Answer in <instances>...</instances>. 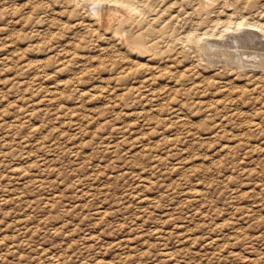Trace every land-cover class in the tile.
Wrapping results in <instances>:
<instances>
[{"label":"rangeland","instance_id":"rangeland-1","mask_svg":"<svg viewBox=\"0 0 264 264\" xmlns=\"http://www.w3.org/2000/svg\"><path fill=\"white\" fill-rule=\"evenodd\" d=\"M126 1L0 0V264H264V73L193 47L264 0Z\"/></svg>","mask_w":264,"mask_h":264},{"label":"bare ground","instance_id":"bare-ground-1","mask_svg":"<svg viewBox=\"0 0 264 264\" xmlns=\"http://www.w3.org/2000/svg\"><path fill=\"white\" fill-rule=\"evenodd\" d=\"M126 1V0H125ZM239 1V0H238ZM237 1V2H238ZM253 1H255V0H253ZM109 2L110 3H112L113 5L111 6H108L107 5V8H106V13H108V15H109V17H111V18H113V19H117V20H119V19H123L122 21H127L130 17H131V14L134 12V13H136V9L135 8H133V6H132V4L131 5H128V3H126V4H124V3H122V2H124V0L122 1V2H119L118 0H109ZM127 2V1H126ZM242 2V1H241ZM246 2V1H245ZM244 2V3H245ZM261 3V2H260ZM243 4V3H242ZM252 4V3H251ZM102 6V5H101ZM105 6V5H104ZM255 6V5H254ZM141 7V6H140ZM250 7V6H249ZM261 7V6H260ZM263 7H264V5H263ZM142 8V7H141ZM102 9H103V7H102ZM241 9V8H240ZM244 9V8H243ZM105 10V9H104ZM138 10V9H137ZM101 11V10H100ZM148 11V10H147ZM151 11V10H150ZM233 11H235V10H233ZM96 12V11H95ZM99 12V11H98ZM101 13V12H100ZM133 13V14H134ZM208 13H210V12H208ZM219 14H222V12L221 13H219ZM91 15H93V13L91 14ZM134 15H136V14H134ZM216 15V14H215ZM103 16V15H102ZM106 16H107V14H106ZM142 16V15H141ZM100 17H101V14H100ZM217 17V16H216ZM102 18H104V17H102ZM101 19V18H100ZM107 19V18H106ZM131 19V18H130ZM111 20L112 19H110V18H108V20H106V24L108 25V24H110L111 23ZM204 20V19H203ZM207 20V19H206ZM245 20V19H244ZM103 21V20H102ZM211 21V20H210ZM95 22V21H94ZM243 22V21H242ZM103 23H104V21H103ZM229 23H231V22H229ZM255 23V22H254ZM123 24V23H122ZM145 24V23H144ZM213 24H214V22H213ZM251 24V23H250ZM95 25V24H94ZM102 25V24H101ZM100 25V26H101ZM237 25V24H236ZM235 25V26H236ZM242 25H244V24H242ZM252 25H254L255 27H257L258 25H255V24H252ZM252 25H250L251 27H253ZM97 27H98V25H96ZM106 26V25H105ZM133 26V25H132ZM262 26V25H261ZM237 27H238V25H237ZM248 27V26H247ZM254 27V28H255ZM102 28V27H101ZM100 28V29H101ZM106 28V27H105ZM228 28V27H227ZM239 28V27H238ZM147 29H149V27L147 28ZM258 29V28H257ZM260 29V28H259ZM229 30V29H228ZM234 30V29H233ZM240 30V29H239ZM149 31V30H148ZM147 31V32H148ZM150 32L152 33V31H151V28H150ZM108 33V32H107ZM247 33V32H246ZM261 33H263V32H260V35H261ZM131 34V33H130ZM244 34V33H243ZM242 34V35H243ZM259 34V33H258ZM133 35V34H132ZM233 35V34H232ZM249 35V34H248ZM246 36L247 38H246V40H244L243 42H245V41H249V43L251 44V47H252V44H253V42L254 43H256L257 41H258V43H260L259 42V36L258 35H255V33L253 34V36H250V35H252V34H250L249 36ZM238 36V37H237ZM241 36V35H240ZM131 37V36H130ZM137 37V36H136ZM145 37V36H144ZM235 37H237L238 38V40H239V34L238 35H236V36H234V38ZM244 37V36H243ZM134 38V37H133ZM189 38V37H188ZM197 38V37H196ZM230 38V37H229ZM245 38V37H244ZM244 38H242V39H244ZM136 39V38H135ZM142 39V38H141ZM148 39V38H147ZM187 39V38H186ZM190 39V38H189ZM189 39H187L188 41H189ZM192 39V38H191ZM193 39H195V38H193ZM236 39V38H235ZM241 39V38H240ZM186 40V41H187ZM262 40V39H261ZM118 41H119V39H118ZM127 41V40H126ZM141 41H143V40H141ZM145 41H147V40H145ZM187 41V42H188ZM197 41H198V39H197ZM231 41V40H230ZM233 41V40H232ZM122 42V41H121ZM132 42L133 43H138V41L137 40H132ZM140 42V41H139ZM148 42V41H147ZM236 42V41H235ZM234 42V43H235ZM239 42H240V40H239ZM252 42V43H251ZM119 43V42H118ZM132 43V44H133ZM219 43V42H218ZM237 43V42H236ZM242 43V42H241ZM249 43H247V45H249ZM258 43H257V48L260 50V53H262V54H260V56H259V54H257V57H259L260 59H252V58H254L253 56H251V55H249V56H251V57H249V56H242V55H240V56H242V57H244V59H245V61H243V60H241L239 57L240 56H234V54H231L229 51H226L227 49L226 48H224V46L222 47L221 45V47H220V49L218 50L217 48L218 47H216V49L217 50H214V51H212V49L211 48H213V47H211V48H208L207 46H209V45H207V46H205V45H203L204 44V42H203V44L202 43H200L199 41L197 42V43H194L195 45L193 46V47H195V50H196V52H198L199 54H200V56H201V58H203L202 60H204V61H206L208 64H209V62H212L213 60H211V59H213V58H211V57H215L216 56V58L217 59H220L221 61H220V64L222 63L223 65H226V67H229V66H227L228 64L230 65V64H234V65H236L237 67H240V66H242V67H245L246 65H245V63L247 64L248 62L250 63V64H252V67L253 66H255L256 68H257V70H255V71H258V69H260L263 73H264V47L262 46V45H264V44H262V43H260V44H262L261 46L263 47V49H261V48H259V46L260 45H258ZM150 44V43H149ZM226 44H227V42H226ZM243 45H240L241 47L242 46H244L245 44L244 43H242ZM139 45H140V43H139ZM143 45V44H142ZM153 45H154V43H153ZM152 44H151V47L153 46ZM218 45V44H217ZM222 45H225V44H222ZM235 45V44H234ZM253 45H255V44H253ZM212 46H214V45H212ZM227 46V45H226ZM239 46V47H240ZM122 47V46H121ZM143 47H144V45H143ZM250 47V48H251ZM130 48V47H129ZM149 48H150V46H149ZM153 48V47H152ZM151 48V49H152ZM224 48V49H223ZM238 48V47H237ZM254 48V47H253ZM252 48V49H253ZM128 49V48H127ZM226 49V50H225ZM229 49V48H228ZM232 49V48H231ZM234 49V48H233ZM242 49H243V47H242ZM247 49H249V48H247ZM251 49V50H252ZM257 49V50H258ZM256 50V51H257ZM156 51V50H155ZM235 51V50H234ZM243 51V50H242ZM244 51H246V50H244ZM160 52V51H159ZM195 52V51H194ZM231 52H233V51H231ZM238 52H239V50H238ZM234 53V52H233ZM235 53H237L236 51H235ZM240 53H241V51H240ZM243 53V52H242ZM246 53V52H245ZM247 53H249V52H247ZM195 54V53H194ZM193 54V55H194ZM256 54V53H255ZM254 54V55H255ZM192 55V54H191ZM197 55V54H196ZM238 55V54H237ZM245 55V54H244ZM253 55V54H252ZM196 57V56H195ZM241 57V58H242ZM256 57V56H255ZM197 58H199V61H200V57L198 56ZM211 58V59H210ZM215 58V59H216ZM214 59V60H215ZM71 60V59H70ZM197 60V59H196ZM211 60V61H210ZM203 62V61H202ZM201 62V63H202ZM195 63V62H194ZM157 64V63H156ZM168 64V63H167ZM174 64V63H173ZM200 64V63H199ZM217 64V63H216ZM215 64V65H216ZM159 65V64H158ZM172 65V64H171ZM170 65V66H171ZM175 65V64H174ZM194 65V64H193ZM197 65V64H196ZM198 66V65H197ZM207 66V65H206ZM209 66V65H208ZM211 66V65H210ZM212 66H214L213 64H212ZM222 66V65H221ZM232 66V65H231ZM234 67V68H236V70H237V67ZM159 67H161V66H159ZM169 67V66H168ZM172 67H173V65H172ZM190 68H189V70L191 69V66H189ZM215 67V66H214ZM251 67V68H252ZM140 68V67H139ZM149 68V67H148ZM155 68V67H154ZM205 68H207V67H205ZM216 68H218V64H217V67ZM232 67H230V69H231ZM246 68H248V65L246 66ZM251 68H249V70L251 69ZM156 69H158L157 67H156ZM208 69H210V68H208ZM220 69H222L221 67H220ZM227 69V68H226ZM225 69V70H226ZM233 69V68H232ZM240 69V68H239ZM243 69V68H242ZM151 70H153V68L151 69ZM151 70H149V69H147L145 72V74L146 75H148V74H150L149 72H147V71H150V72H152ZM161 70V69H160ZM189 70H188V72H189ZM192 70V72H194L193 71V69H191ZM190 70V71H191ZM196 70H198V69H196ZM195 70V71H196ZM215 70H217V69H215ZM246 70V69H245ZM248 70V69H247ZM140 71V70H139ZM159 71V70H158ZM161 71H163V70H161ZM166 71V70H165ZM244 71V70H243ZM251 71V70H250ZM260 71V72H261ZM140 72H142V71H140ZM153 72L155 73V71L153 70ZM160 72V71H159ZM216 72V71H215ZM220 72H222V71H220ZM225 72V71H224ZM223 72V73H224ZM233 72V71H232ZM245 72V71H244ZM248 72V71H247ZM143 73H144V71H143ZM157 73V72H156ZM155 73V74H156ZM166 73V72H165ZM229 73V72H228ZM248 73H250V72H248ZM258 73H259V71H258ZM152 74V73H151ZM159 74V73H158ZM194 74V73H193ZM220 74V73H219ZM225 74H226V72H225ZM230 74V73H229ZM253 73H251V75H252ZM227 75V74H226ZM45 76V75H44ZM154 76V75H153ZM158 76H160V75H158ZM228 76V75H227ZM264 76V75H263ZM262 76V79L264 78ZM149 77H152V75H149ZM161 78H162V76H160ZM159 77V78H160ZM193 77V76H192ZM191 77V78H192ZM196 77H198V76H196ZM141 78H143V77H141ZM156 78V77H155ZM158 78V77H157ZM203 78V77H202ZM40 79V78H39ZM146 79H148V78H146ZM151 79H153V77L151 78ZM42 80V79H41ZM40 80V81H41ZM43 80H45V79H43ZM42 80V81H43ZM193 80V79H192ZM198 79H196V81H197ZM204 80V79H203ZM41 81V82H42ZM150 81V80H149ZM194 81H195V79H194ZM194 81H192V82H194ZM216 80H214V82H215ZM226 81V80H225ZM144 82H145V80H144ZM146 82L148 83V81L146 80ZM199 82V81H198ZM202 82V81H201ZM211 81H209V83H210ZM217 82V81H216ZM142 83V82H141ZM141 83H139V84H141ZM208 83V82H207ZM144 84H146V83H144ZM144 84H142V85H144ZM214 84H216V83H214ZM219 83H217L216 85H218ZM222 84H224V83H222ZM226 84V83H225ZM146 85H148V84H146ZM150 86L151 85H153V84H149ZM211 85V84H210ZM228 85H229V83H228ZM252 85V84H251ZM139 86V85H138ZM145 86V85H144ZM143 86V87H144ZM204 86H206V85H204ZM219 86V85H218ZM222 86V85H221ZM254 86H256V85H254ZM148 87V86H147ZM208 87V86H207ZM210 87V86H209ZM214 87V85L212 86L211 85V88H213ZM225 87V86H224ZM223 87V88H224ZM227 87H230V86H227ZM246 87V86H245ZM257 87V86H256ZM145 88V87H144ZM149 88V87H148ZM193 88V87H192ZM198 88V87H197ZM222 88V87H221ZM222 88V89H223ZM226 88V87H225ZM234 88V87H233ZM151 89H152V87H151ZM215 89V88H214ZM218 88H217V86H216V90H217ZM220 89V88H219ZM218 89V90H219ZM229 89V88H228ZM250 89H252V88H250ZM250 89H249V91H250ZM257 89H258V87H257ZM56 90H58V89H56ZM99 90V89H98ZM137 90V89H136ZM143 90H146V89H143ZM195 90V89H194ZM215 90V91H216ZM224 90V89H223ZM241 90V89H240ZM253 90V89H252ZM142 91V90H141ZM200 91V90H199ZM203 91H204V89H203ZM208 91H211V90H208ZM230 91H232V90H230ZM242 91V90H241ZM241 91H238V93L239 92H241ZM258 91V90H257ZM137 92H139V90L137 91ZM205 92V91H204ZM212 92H214V91H212ZM222 91H220L219 90V93H221ZM224 92H226V91H224ZM229 91H227L225 94H227V95H224L225 96V98L224 99H226V96L228 97L229 95V93H228ZM237 92V91H236ZM252 93L254 94V92L252 91ZM104 94V93H103ZM151 94H154V93H151ZM216 94V93H215ZM237 94V93H236ZM244 94V93H243ZM243 94H242V96H243ZM247 94V93H246ZM252 94V95H253ZM111 95V94H110ZM137 95V94H136ZM140 95H141V93H140ZM233 95H235V91H234V94ZM238 95V94H237ZM240 95H241V93H240ZM240 95H238L239 97H240ZM248 95L249 94H247V97H248ZM222 97H224L223 95H221ZM231 96V95H230ZM246 95H244V97H245ZM254 96V95H253ZM252 96V97H253ZM262 96V95H261ZM232 97V96H231ZM234 97H236V95L234 96ZM250 97H251V94H250ZM238 98V97H237ZM241 98V97H240ZM255 98V100L256 99H258V98H256V96L254 97ZM254 98H252V99H254ZM140 99V98H139ZM142 99V98H141ZM229 99H231V98H229ZM236 99V98H235ZM223 100V99H222ZM227 100H228V98H227ZM241 100V99H240ZM246 100V99H245ZM242 101V100H241ZM244 101V100H243ZM252 101V100H251ZM229 102V101H228ZM235 102V101H234ZM233 102V103H234ZM264 102V101H263ZM262 102V103H263ZM256 103H257V101H256ZM255 102H254V104H256ZM258 103H259V101H258ZM257 103V104H258ZM201 104V103H200ZM228 104V103H227ZM237 104V103H236ZM250 104V103H249ZM253 104V105H254ZM212 105V104H211ZM231 105V104H230ZM245 105V104H244ZM200 106V105H199ZM206 106V105H205ZM233 106V105H232ZM231 106V107H232ZM177 107V106H176ZM180 107H181V105H180ZM180 107H177V108H180ZM212 107V106H211ZM229 107V106H228ZM235 107V106H234ZM182 108V107H181ZM213 108H215V107H213ZM262 108H264L263 106H262ZM261 109V108H260ZM180 110V109H179ZM178 114H180V111H179V113ZM177 114V115H178ZM176 115V120L178 119V116ZM182 115V114H181ZM180 115V116H181ZM182 117V116H181ZM173 119V118H172ZM175 119V118H174ZM181 119V118H180ZM179 119V120H180ZM182 120V119H181ZM248 124L250 123V122H247ZM263 123V122H262ZM251 125V124H250ZM257 125V124H256ZM257 126H259V125H257ZM251 127H254V125L253 126H251ZM14 172V171H13ZM19 172V171H18ZM21 172H23L22 170H21ZM20 172V173H21ZM23 174V173H22ZM19 175V174H18ZM60 260V259H59Z\"/></svg>","mask_w":264,"mask_h":264}]
</instances>
